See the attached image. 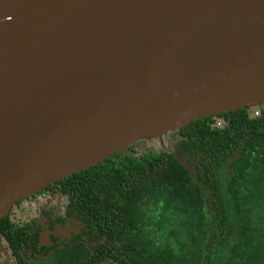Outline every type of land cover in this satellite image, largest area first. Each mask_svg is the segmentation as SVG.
<instances>
[{
    "label": "water",
    "instance_id": "water-1",
    "mask_svg": "<svg viewBox=\"0 0 264 264\" xmlns=\"http://www.w3.org/2000/svg\"><path fill=\"white\" fill-rule=\"evenodd\" d=\"M264 103V0H0V219L129 144Z\"/></svg>",
    "mask_w": 264,
    "mask_h": 264
},
{
    "label": "trees",
    "instance_id": "trees-1",
    "mask_svg": "<svg viewBox=\"0 0 264 264\" xmlns=\"http://www.w3.org/2000/svg\"><path fill=\"white\" fill-rule=\"evenodd\" d=\"M169 135L175 154L138 141L54 183L90 242L63 247L62 264H264V103ZM0 236L18 260L35 249L8 214Z\"/></svg>",
    "mask_w": 264,
    "mask_h": 264
},
{
    "label": "flooded vegetation",
    "instance_id": "flooded-vegetation-1",
    "mask_svg": "<svg viewBox=\"0 0 264 264\" xmlns=\"http://www.w3.org/2000/svg\"><path fill=\"white\" fill-rule=\"evenodd\" d=\"M215 116L209 118L214 119ZM168 141V151L149 146H146V148L175 154L173 136L169 135ZM238 158L237 155L232 158V161ZM184 163L186 164V162ZM230 172L227 165L219 169V176L222 178L224 184L231 177ZM68 208L69 206L62 199V194L54 183L17 201L8 213L9 221L16 228L21 227L23 224H29L33 228L36 233V238L32 241L35 249L18 260L12 255L8 244L0 236L9 253V256L7 254L0 264H62L63 247H70L82 242L88 247L90 244L88 242L89 232L86 230L85 224L81 218L73 214L68 216ZM55 257H58V260Z\"/></svg>",
    "mask_w": 264,
    "mask_h": 264
},
{
    "label": "rangeland",
    "instance_id": "rangeland-1",
    "mask_svg": "<svg viewBox=\"0 0 264 264\" xmlns=\"http://www.w3.org/2000/svg\"><path fill=\"white\" fill-rule=\"evenodd\" d=\"M168 137H169V134H167L166 136L165 134H161V135H157L155 137L149 138L148 140H143L140 143V148L142 147L146 148V146L147 147L149 146L155 149H163V150L168 151L167 150L169 149ZM0 254H1L0 262H2V259L6 257L7 254L9 256L8 250L6 249V246L1 238H0Z\"/></svg>",
    "mask_w": 264,
    "mask_h": 264
},
{
    "label": "built area",
    "instance_id": "built-area-1",
    "mask_svg": "<svg viewBox=\"0 0 264 264\" xmlns=\"http://www.w3.org/2000/svg\"><path fill=\"white\" fill-rule=\"evenodd\" d=\"M252 114H253L254 117H257L259 115V112L257 110H254L252 112ZM215 126L220 127L221 126L220 122L219 121H216L215 122Z\"/></svg>",
    "mask_w": 264,
    "mask_h": 264
}]
</instances>
